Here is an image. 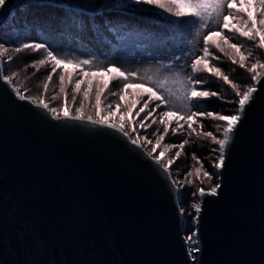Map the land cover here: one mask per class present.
I'll use <instances>...</instances> for the list:
<instances>
[{
  "label": "water",
  "instance_id": "obj_1",
  "mask_svg": "<svg viewBox=\"0 0 264 264\" xmlns=\"http://www.w3.org/2000/svg\"><path fill=\"white\" fill-rule=\"evenodd\" d=\"M219 176L194 260L182 239L192 227L181 230L172 190L146 158L0 82V264H264V81Z\"/></svg>",
  "mask_w": 264,
  "mask_h": 264
},
{
  "label": "snow or ice",
  "instance_id": "obj_2",
  "mask_svg": "<svg viewBox=\"0 0 264 264\" xmlns=\"http://www.w3.org/2000/svg\"><path fill=\"white\" fill-rule=\"evenodd\" d=\"M9 4V0H0V12H2ZM48 5L56 12L51 13L44 21H40L32 13V9L37 5V0H22L20 11L28 15H33V19L23 18L24 31L23 33L17 27H12V36L6 37L3 31H0V82L10 88L11 92L19 101H27L36 109L42 110L49 117L56 121H72L84 123L92 126H98L102 129L111 130L118 133L134 150H137L142 157L146 158L164 179L169 188L172 190L173 199L176 204L178 219L183 217L181 230L184 231L190 225L192 231L183 236L189 255L195 260V254L201 250L199 237L200 216L203 212V198L205 196L215 197L219 194L221 184L217 182L211 189L201 187L198 191H193L190 195L196 197L194 201L189 202L191 211H187L183 206V198L185 193L184 184H178L174 178L172 165L176 160L180 159L185 145L189 143L187 138L183 139L178 145H166L164 150L157 153L161 142L169 134V129H172V134L177 132L191 136L193 134L202 135L205 138H211V142L217 147L211 151L218 153L216 159L211 161L212 168L215 169V175L204 169L203 161H199L195 153L192 158L200 164L199 168L188 170L185 174V180L188 181L187 186H192L193 181L188 180L195 174L196 178L203 177L216 179L219 181V173L225 167L227 152L230 146L234 143L235 133L242 120L244 119L246 109L254 102L256 94L259 91V86L264 81V61L254 57V50L264 52V0H48ZM245 5L248 9L255 6L256 16L259 18V26L257 19L253 18L250 11L245 10ZM131 11L146 16H154L156 22L166 26V30L158 33H136V39L140 43V48H147L150 44L161 49L159 55L161 57L168 55L171 49L175 47L179 51V55H172L169 63L165 64L162 59L156 60V69L152 67L144 69V74L139 71H129L118 67L116 63H111L103 67L99 66L93 58H81L76 55H64V48L59 50L48 43L42 41L38 43L23 42L19 46H11V39H19L21 35L27 38L28 26H36L46 24L52 31H56L62 37H71L74 42H81V33L91 31L93 34L99 33L103 28L114 36L127 37L121 35L120 29L112 23L111 13H124ZM17 16V11L13 9L9 13V21L0 19V30L9 26L11 19ZM190 17V20L183 18ZM235 22L234 24L231 22ZM17 23H21L18 21ZM238 25V26H236ZM230 33L233 38L240 37L249 42H252V48H245L243 44L231 42L226 35ZM199 37L203 41V48L200 49V54L191 51L192 40L190 37ZM219 36V40L213 39ZM227 46V50L226 47ZM210 49H215L216 52L228 58L232 64H238L241 68H246L247 72L252 74L249 79L252 81L250 86H246L243 90L239 84L234 83L225 75L220 67L209 66L212 60L219 61L221 55H217ZM241 49H244L242 52ZM25 50L32 52H43L42 58L31 63V67L48 66L50 71L46 76V82L42 84L43 96L27 95L22 92L14 83V77L18 76L17 71H12L10 75L5 74L6 66L10 65L14 57L10 53H21ZM246 53V54H245ZM149 56L155 57V52H149ZM191 58V63L186 64L184 61ZM252 60L251 66H248ZM181 63H177V62ZM65 64H74L81 69L76 75L80 78L74 82L72 101H76L77 94L81 92V85L84 84L83 101H88L90 90L93 82L91 75L94 72H115L118 75H113L110 82L101 84L97 81L95 92V106H99L100 98L108 90V94L116 97L118 100L123 99L125 91L130 87L131 82L135 79L140 83H148L155 88V91L149 90L148 93L141 94L140 100H143V106L136 112L139 117L141 113H145L139 121V128L147 132V129L152 125H158L153 130L152 135L157 136L155 144L149 151L145 147L147 144H153V140L147 135L141 137L139 129L132 126L131 132L127 131L124 124L110 122L106 119H98L91 114L85 115V104L82 102L76 108V114L73 115L71 110H63L57 108L46 100L49 91V83L52 82L54 76H58L59 92L51 96V101H58L60 94H64L65 101L67 100V85L73 83L72 74H67ZM27 67V65L25 66ZM190 67L191 74L184 75L182 71H175V68ZM85 69H87L85 71ZM206 72L217 78H222L225 83L231 86L235 97L232 101L226 103L235 104V110L229 114H221L214 110H200L199 102L202 99L210 97H219V93L208 89H198V85L202 86L207 81L196 79V74ZM119 82V88L116 91L110 90V83ZM147 97V99H145ZM176 101H180L181 106L178 107ZM152 104L150 111L145 112ZM117 107L121 105L116 104ZM164 106L166 110L159 113V119L153 118V113L156 109ZM112 108V104L107 105ZM135 107V106H133ZM196 118H210L215 122L216 133L213 131H203V122L199 123L201 133L197 132L194 124L197 123ZM150 120V123L147 121ZM183 121V123H181ZM131 125V122H129ZM163 126V132H160L159 126ZM185 125L187 126L185 128ZM135 137L137 138H134ZM176 148L171 158H165L164 152L169 149ZM176 171H179L178 169ZM202 182V181H201ZM194 213V215H193ZM191 216L192 219L188 220ZM199 264V261H196Z\"/></svg>",
  "mask_w": 264,
  "mask_h": 264
},
{
  "label": "rangeland",
  "instance_id": "obj_3",
  "mask_svg": "<svg viewBox=\"0 0 264 264\" xmlns=\"http://www.w3.org/2000/svg\"><path fill=\"white\" fill-rule=\"evenodd\" d=\"M22 3V0H12L11 5H9V8H6L0 12V19H4L6 22L9 21V13L15 9L17 11V16L14 19H11V22L9 23V26L5 29H2L0 31H3L6 34V37L12 36V27H17L20 29V31L23 33L24 31V24H23V18L27 16L28 19H33V15H28L26 13H23L20 11V5ZM37 5L32 9V13L35 17H38L40 21H44L51 13H54L57 11V9H54L48 5V2L46 0H37ZM245 10H248L251 12L253 18L257 19V26H259V18L256 16V8L255 6L251 7V9H248L245 5ZM20 21L21 23H17ZM231 23H235L234 21ZM238 26V25H236ZM91 33L90 37L95 36L97 34H93V32L89 31ZM107 32V31H106ZM42 33L46 34V37H51L55 40H57L59 46L69 45L72 48H77L80 43L74 42L71 37H62L59 35L58 32L52 31L50 28L47 27L46 24L43 25V31L41 30V25L39 23L36 24L35 27L32 25L28 26V32H27V38H25L24 35H21L19 39H11L10 44L11 46H19L20 43L23 42H30V43H38L42 41H48L49 39H45L40 36L43 35ZM89 33V34H90ZM109 36L111 39H114V35L109 33ZM229 40L234 43L241 44V38L235 37L233 38L230 33H226ZM98 36V35H97ZM88 37V36H87ZM92 37V39H94ZM213 39L219 40V36L214 37ZM50 39V43H51ZM91 40V39H90ZM48 41V43H49ZM94 44L97 42L95 40ZM49 43V44H50ZM93 43V42H92ZM97 45V44H96ZM247 45V44H245ZM244 45V46H245ZM202 44H199V49L197 50L196 54H200ZM99 47V46H98ZM226 50L227 46L225 45ZM245 48H248L245 46ZM211 51L215 52L217 55H221V59L219 61L212 60L210 62L209 66L214 67H220L225 75L229 77L230 80H232L234 83H237L240 85L241 90H243L246 86L252 84V81L249 79V76L252 75L247 72L246 68L239 67L238 64H232L231 61L223 57L222 54H219L216 52L215 49H210ZM243 52L244 49H241ZM13 55L14 59L11 62L10 65L6 66V74L10 75L12 71H17L18 76L14 77V83L17 87L21 89L22 92H25L27 95L36 96L37 98H41L43 96V89L42 84L46 82V76L48 72L50 71V68L48 66H37L39 68V71L36 70V68L31 67V63L35 60H38L43 57L44 53L41 52H32L31 50H25L21 53H10ZM246 54V53H245ZM254 57L256 59H260L264 61V52H261L259 50H254ZM252 60L249 61L248 66H251ZM27 65V67H25ZM66 68V80H67V74H72L73 83L67 85V100L65 101L64 94H60V99L58 101H51V96L59 92V80L58 76H54L52 82L49 83V91L46 97H44L46 100H48L52 106H55L57 108H63V110H66L67 108L72 109L76 112V108L80 106V103L85 104V111L84 112H91L93 114L99 115L101 117L107 118L109 120H112L115 123H122L124 124L127 131L131 132L132 126H135L137 129H139L141 133V137L147 135L149 139L153 140V144H147L145 141H142L145 143V147L147 150H151L152 147L155 144V140L158 138L157 136H153V130L158 127V125H152L150 128L147 129V132H145L143 129L139 128V121L143 118L145 113H141L139 117L136 116V112L139 111V108L143 106L144 101L140 100L141 94L148 93L149 89L142 85H134L130 86L124 93L123 99L118 100L116 97H113L108 94V90H105V94L101 96L99 106H95V92H96V83L97 81L101 82V84L110 82L111 77L113 75H118V73L113 72H103L100 74H92L91 79L93 82L92 89L90 90V95L88 98V101H83V91L85 90V85H81V92L77 94L76 101L73 102L71 97L73 95V88H74V82L76 79L80 78L76 74L81 71V69L76 67H63ZM145 68V63L135 61L133 62V65L130 69V71L136 70L139 71L141 75L144 73L142 72ZM186 75L191 74V69L188 67V69L185 71ZM196 79L207 81L202 86H197L198 89H208L211 91H216L219 93V97H210L206 99H202L199 102V109L200 110H214L216 112H219L221 114H229L230 111H234L236 105L231 103H226V101H232L235 99L233 95V90L231 89V86L228 85L223 81L222 78H217L211 74H208L206 72H201L199 74H196ZM135 80V79H134ZM136 82H139L138 80H135ZM119 88V82H112L110 83V90L116 91ZM147 99V97H145ZM111 103L112 108H108L107 105ZM119 103L121 106L117 107L116 104ZM135 106V107H133ZM153 107L152 104L149 105L148 109H145V112H148ZM164 109L159 108L156 109V111L153 113V118L159 119V113L163 111ZM197 123L194 124V127L197 128V132L201 133V130L199 128V123L203 122L204 128L203 131H213L214 134L216 133L215 128V122H213L210 118L204 119V118H196ZM131 122V125L129 124ZM147 123H150V120L147 121ZM183 123V121H181ZM187 126L185 125V128ZM160 132H163V126H159ZM134 138L135 137L134 135ZM187 138L189 140V143L185 145V148L181 154L180 159L176 160L175 163L171 166L173 169V175L174 178H177L180 180L186 187H184L183 192L185 193L183 198V206L187 211H191L189 208V202L194 201L196 197H192L190 194L193 191H197L201 187L205 189H209L213 186H215L216 180L203 177L202 173L200 178H196L195 174L192 177H189L188 180L193 181L192 186H187L188 181L185 180V174L188 170H191L193 168H199L200 164L197 160H194L192 158V154L195 153L196 157L199 161H203L204 163V169L212 173V166L211 161L216 159L218 156V153H213L211 150L213 148H216L217 146L211 142V138H205L202 133L199 135L193 134L191 136H187L186 134H181L180 132H177L176 135L172 134V129H169V134L164 138V140L161 142L160 147L157 149V153L164 150L166 145L170 144H176L182 142L183 139ZM178 149L172 148L168 151L164 152L165 158H171L175 151ZM179 171H176V170ZM202 181V182H201ZM194 215V213H193ZM188 219H192L191 216L188 217Z\"/></svg>",
  "mask_w": 264,
  "mask_h": 264
},
{
  "label": "trees",
  "instance_id": "obj_4",
  "mask_svg": "<svg viewBox=\"0 0 264 264\" xmlns=\"http://www.w3.org/2000/svg\"><path fill=\"white\" fill-rule=\"evenodd\" d=\"M12 0H9V5H11ZM48 2V0H46ZM9 5H7V8H9ZM110 16L113 18L112 23L116 25L121 31V35H127L128 38L122 37V36H114V39H111L108 32H106L105 29L101 28L99 33L95 36L90 37L91 33L89 31L81 33L82 41L79 42V46L77 48H72L68 44L64 46H59L57 40L49 37H46L47 35L42 33L40 34L41 37L45 39H49L50 45L57 48L59 50L60 47L64 48V55H76L80 56L81 58H93L96 60L97 64L101 67L116 63L118 67L127 69L130 71L134 60L138 62L145 63V68L152 67L153 70L156 69V60L162 59L165 64L169 63L170 57L172 55H179V51L173 47L171 49V52L168 55H165L161 57L159 55L161 49L156 48L154 45L150 44L147 48H140V43L136 39L135 34L136 33H158L163 32L166 30V26H163L161 24H158L156 22V18L154 16H146L139 13H132L131 11L124 12V13H111ZM184 20H190V17L183 18ZM90 33V34H89ZM9 35V34H8ZM7 35V37H8ZM88 36V37H87ZM92 37L94 39H92ZM91 39V40H90ZM192 40V46L191 51H194L195 53L199 49V44L201 43V49L203 48V41L199 37H190ZM241 44L247 46L248 48H252V42H249L243 38H241ZM95 40L97 43L94 44ZM93 42V43H92ZM99 46V47H98ZM149 52H155V57L149 56ZM178 64L181 62H177ZM186 64L191 63V58L186 59L184 61ZM62 67H77L74 64H65ZM144 68V69H145ZM80 69V68H79ZM188 69V67H184L182 70L180 68H175V71H182L184 75H186L185 71ZM87 69H85L86 71ZM144 73V70L142 71ZM103 73V71L100 72H94V74H100ZM134 85H142L147 87L149 90L155 91L156 89L153 88L151 84L148 83H140L133 80L130 84V86ZM176 104L178 107L181 106L180 101H176ZM164 110L166 108L162 106Z\"/></svg>",
  "mask_w": 264,
  "mask_h": 264
},
{
  "label": "bare ground",
  "instance_id": "obj_5",
  "mask_svg": "<svg viewBox=\"0 0 264 264\" xmlns=\"http://www.w3.org/2000/svg\"><path fill=\"white\" fill-rule=\"evenodd\" d=\"M212 173L215 175V169L214 168H212ZM176 180H177V183L178 184H183L180 180H178L177 178H175ZM216 180V179H215ZM216 183H217V180H216ZM215 183V184H216ZM186 187V186H185ZM183 190H184V188H183Z\"/></svg>",
  "mask_w": 264,
  "mask_h": 264
}]
</instances>
